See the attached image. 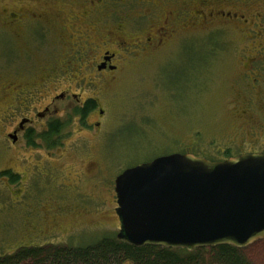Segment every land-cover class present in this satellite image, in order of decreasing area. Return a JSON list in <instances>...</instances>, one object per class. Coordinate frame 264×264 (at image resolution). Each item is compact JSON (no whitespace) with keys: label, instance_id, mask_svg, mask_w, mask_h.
<instances>
[{"label":"rangeland","instance_id":"374dc122","mask_svg":"<svg viewBox=\"0 0 264 264\" xmlns=\"http://www.w3.org/2000/svg\"><path fill=\"white\" fill-rule=\"evenodd\" d=\"M87 1L0 0V258L117 237L115 180L137 164L173 153L221 161L262 147L250 132L264 131V93L249 95L245 115L239 82L241 55L260 45L256 38L264 43V0H251L244 29L183 27V3L192 0H95L93 9ZM105 50L118 52L117 81L75 87L77 70ZM259 83L264 90V72ZM79 89L82 100L96 99L95 110L83 117L75 102H57L54 137L37 134L38 120L32 137L13 142V130L50 95ZM239 250L264 264V239Z\"/></svg>","mask_w":264,"mask_h":264},{"label":"water","instance_id":"95a60500","mask_svg":"<svg viewBox=\"0 0 264 264\" xmlns=\"http://www.w3.org/2000/svg\"><path fill=\"white\" fill-rule=\"evenodd\" d=\"M115 192L117 239L134 247L244 248L264 239V153L159 156L123 171Z\"/></svg>","mask_w":264,"mask_h":264},{"label":"flooded vegetation","instance_id":"af4514ba","mask_svg":"<svg viewBox=\"0 0 264 264\" xmlns=\"http://www.w3.org/2000/svg\"><path fill=\"white\" fill-rule=\"evenodd\" d=\"M96 1L97 3H100L102 0H96ZM87 2L92 6L93 9L95 0H88ZM183 4H184V8H186L187 11L190 12L188 16L189 18L185 19L186 21L185 23H183V27L185 28H189L193 24L206 26L207 28L208 24H211L213 26L216 23H221L222 25H230L232 27H237V28L239 27L240 29H244L243 26H247V24H249L250 21L249 19L254 14L253 9H255L253 8L255 2L251 0L245 1L240 5H236V3L233 0H199V1L192 0L191 3L184 2ZM193 6H200L202 8L201 10H198L197 8L195 9V12H193L194 9ZM260 12H257L255 16L261 17L262 14ZM11 17L14 18L15 14L11 13ZM160 33L162 34L161 31ZM245 39L255 40V38H253V35L250 36V38L246 37ZM256 39L260 42V45H254L253 46L254 49L251 47L247 48L251 53L242 54L240 60V62H242L243 65V70H242L243 72L241 73L242 80H240L239 82L240 84L239 87L242 92L244 93L246 92L244 94L245 96L244 101L247 107H245L243 111V114L245 115H249L252 112L251 104L254 103V99L249 95H252V93L258 95L259 93H264L263 87H261L259 83V82L262 83V72H264V43L263 41H260L261 40L260 37ZM148 41L152 42V39L148 38ZM117 56H118V52L105 50L99 56V60H93L89 62L88 66L85 67L86 70L84 71V73H82L81 70H77L79 72V76L82 77L80 78L79 81L77 78L78 76L76 77L77 79L76 84L79 86H75V87H79L80 89H87L89 88V86L92 85L98 87V85L101 86L105 83L114 82V81L116 82L117 76L115 75L119 71ZM199 57L200 55L198 56L197 64L195 65L197 67L200 64V62L204 61V57L202 58ZM83 74L85 75L83 76ZM41 77L43 78L42 80H44V83L51 78L50 74L46 76L44 74ZM37 85L39 84L37 83ZM80 89H79V93H72L69 90L68 91L63 90L60 93H55L54 95H50L49 100L47 101L49 103L46 106H44L43 109L38 110L34 114V116L23 118L22 121H25V123L20 122L18 128L13 130L14 135L12 136L17 138L20 133L25 132L28 135V138L32 137L33 136L32 133L35 132L37 127L36 123L38 120H40L39 126L40 128H42V130L38 131L37 134L38 135L43 134V136L46 135L47 137H51V136L54 137L53 135L56 132H51L52 127L56 126L57 129L56 131L58 132L61 126L60 125L61 120L58 118L60 115V109L57 106V102H67L68 106L71 109L73 108L75 102L76 106L79 108L78 114L82 115L83 117L87 116L90 112L95 110L97 102L95 98H88L87 100L86 99L82 100L81 98L82 93ZM257 106L259 107V99L257 102ZM260 109L261 110L264 109V105H262ZM101 113H103V111ZM261 129L262 127L253 126L251 128L252 131L250 132V134L254 136L257 135L258 137L260 136L264 140V131L262 132V134L259 132L261 131ZM261 145L262 147L259 149H252L249 150V152L240 153L237 155L232 154L231 156H228V158L239 156L242 154H262L264 153V141ZM116 209L117 208H115V212Z\"/></svg>","mask_w":264,"mask_h":264},{"label":"trees","instance_id":"16d2710c","mask_svg":"<svg viewBox=\"0 0 264 264\" xmlns=\"http://www.w3.org/2000/svg\"><path fill=\"white\" fill-rule=\"evenodd\" d=\"M56 126L51 132H57ZM228 159L225 158L223 160ZM215 161V160H214ZM8 175V173L6 174ZM11 176V175H10ZM17 176H12L15 182ZM208 253V254H206ZM0 264H254L233 245L178 248L134 247L117 237H105L86 247H22L0 258Z\"/></svg>","mask_w":264,"mask_h":264}]
</instances>
